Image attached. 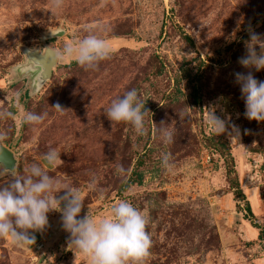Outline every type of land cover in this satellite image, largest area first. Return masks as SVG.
<instances>
[{
	"label": "rangeland",
	"instance_id": "rangeland-1",
	"mask_svg": "<svg viewBox=\"0 0 264 264\" xmlns=\"http://www.w3.org/2000/svg\"><path fill=\"white\" fill-rule=\"evenodd\" d=\"M99 5L100 0H65L52 15L49 0H0V111L16 116L0 118V132L8 134L3 145L15 155L16 174L24 175L32 162L43 164V154L55 148L63 163L49 174L67 175L82 190L81 218L89 210L101 218L121 199L146 213L153 242L146 264H264V122L244 116L234 76L249 71L238 63L249 29L264 35V0ZM86 27L102 30L113 48L111 58L87 71L57 60L50 79L36 91V73L20 71L24 53L59 51L86 35ZM48 29L61 34L52 36ZM251 71L264 81V70ZM133 88L150 111L144 136L130 124L112 125L104 113ZM57 103L64 114L52 108ZM210 107L228 121L229 132L232 124L238 127L239 138L212 133L206 124ZM25 111L48 116L42 124L22 125ZM162 121L176 129L175 142L167 147L154 132ZM165 151L175 165L171 172L160 164ZM117 166L126 170L123 175ZM136 169L143 173L142 184L125 188ZM92 173L99 180L96 191L87 188ZM10 178L0 176V184ZM234 179L253 216L243 201L236 207ZM61 216L49 213V226L34 247L0 239V264H87L68 249L70 234Z\"/></svg>",
	"mask_w": 264,
	"mask_h": 264
},
{
	"label": "clouds",
	"instance_id": "clouds-1",
	"mask_svg": "<svg viewBox=\"0 0 264 264\" xmlns=\"http://www.w3.org/2000/svg\"><path fill=\"white\" fill-rule=\"evenodd\" d=\"M108 3L109 0H100L99 6L104 7ZM64 4L65 0H49V11L52 15L56 14L63 9ZM48 31L52 36L60 33L50 29ZM85 31L86 35L65 43L59 51L53 52L51 47L46 49L58 61L70 60L86 71L97 70L102 61L111 58L113 48L100 34L102 30L86 27ZM245 48L246 53L238 59V63L249 71L234 73L235 82L240 86L245 103L244 116L250 121L264 122V81L256 79L251 71L264 70V35L249 29ZM35 51L43 54V49H29L24 53L28 58L27 63L20 66V71L25 75L36 73L32 84L39 91L47 77L42 66L32 57ZM145 104V100L133 88L122 97L113 99L104 113L112 125L130 124L138 136H144L148 133L146 117L150 112ZM52 108L60 114L66 111L59 103ZM207 110L206 124L213 134L220 136L227 133L231 138H239L240 131L236 125L232 124L229 132L228 121L215 114V107ZM47 116V112L25 111L20 116V123L39 125ZM0 118L15 119L16 116L12 111L2 110ZM158 125L160 127L154 129L157 138L165 147L173 144L176 129L163 121ZM7 139V132H0V146ZM42 160L43 164L32 162L27 165L24 175H17L15 168L0 167V176L11 177L6 183L0 184V239H5L16 247H30L36 242L34 233L43 232L49 226V213L57 211L62 214L63 229L70 234L68 249L83 256L87 264H146L153 244L147 230L149 218L146 213L129 200L121 199L101 218L90 215V210L81 218L85 204L82 190L72 186L67 175L61 179L49 174L50 170L63 163L61 153L55 148H49ZM160 164L166 171L174 169L170 152L161 153ZM116 170L120 175L126 171L123 166H117ZM98 184V177L92 173L87 188L96 191ZM61 192L63 195H59Z\"/></svg>",
	"mask_w": 264,
	"mask_h": 264
},
{
	"label": "water",
	"instance_id": "water-1",
	"mask_svg": "<svg viewBox=\"0 0 264 264\" xmlns=\"http://www.w3.org/2000/svg\"><path fill=\"white\" fill-rule=\"evenodd\" d=\"M60 34L61 33H58L57 35H60ZM52 51L55 52L54 49H52ZM32 57L35 58L38 61V63L42 66L43 73L47 77V79L43 82L44 84L48 79H50L52 75L53 67L56 65L57 60L54 58V55L48 51V49H45L43 54H41L39 51H35L32 53ZM16 164H17V160L15 158L14 153L4 145L0 146V167L6 166L7 168L12 169L16 167ZM34 235L36 237V242L34 245L30 247L36 246L43 238V235L40 232H35Z\"/></svg>",
	"mask_w": 264,
	"mask_h": 264
},
{
	"label": "trees",
	"instance_id": "trees-1",
	"mask_svg": "<svg viewBox=\"0 0 264 264\" xmlns=\"http://www.w3.org/2000/svg\"><path fill=\"white\" fill-rule=\"evenodd\" d=\"M187 40H189V38H187ZM76 64L77 63H75L74 61H72L70 63V65H76ZM141 158L142 157H140L139 159H141ZM139 164H141V160H140ZM142 182H143V173L136 169L132 172V176H130L129 179L127 180V182L125 183V188L129 187L130 185H133V184L141 185ZM231 188L233 190H235L234 195H235L236 201H238L236 204V207L239 208V201H243L245 203L246 213L249 214V216H253V212L251 210L249 201L246 199L245 194L242 192L237 179H234L231 182ZM261 235H262V232L260 233L259 236H261Z\"/></svg>",
	"mask_w": 264,
	"mask_h": 264
},
{
	"label": "built area",
	"instance_id": "built-area-1",
	"mask_svg": "<svg viewBox=\"0 0 264 264\" xmlns=\"http://www.w3.org/2000/svg\"><path fill=\"white\" fill-rule=\"evenodd\" d=\"M206 159L209 161L210 160L209 156H207Z\"/></svg>",
	"mask_w": 264,
	"mask_h": 264
}]
</instances>
